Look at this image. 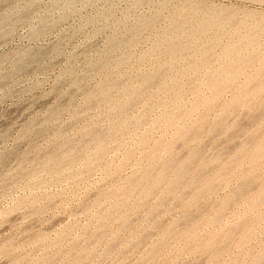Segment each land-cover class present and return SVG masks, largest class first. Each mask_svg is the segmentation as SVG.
Instances as JSON below:
<instances>
[{
	"label": "rangeland",
	"instance_id": "1",
	"mask_svg": "<svg viewBox=\"0 0 264 264\" xmlns=\"http://www.w3.org/2000/svg\"><path fill=\"white\" fill-rule=\"evenodd\" d=\"M0 264H264V0H0Z\"/></svg>",
	"mask_w": 264,
	"mask_h": 264
},
{
	"label": "bare ground",
	"instance_id": "2",
	"mask_svg": "<svg viewBox=\"0 0 264 264\" xmlns=\"http://www.w3.org/2000/svg\"><path fill=\"white\" fill-rule=\"evenodd\" d=\"M212 20H213V19H212ZM142 28H143V27H142ZM257 29H258V28H257ZM257 29H256V30H257ZM144 32H145V31H144ZM143 34H144V33H143ZM233 46H234V45H233ZM42 55H43V54H42ZM27 66H28V65H27ZM235 73H236V72H235ZM146 90H147V89H146ZM177 91H178V90H177ZM152 107H153V106H152ZM87 154H88V153H87ZM185 173H186V172H185ZM193 201H194V200H193ZM106 216H107V215H106ZM215 257H216V256H215ZM260 259H261V258H260Z\"/></svg>",
	"mask_w": 264,
	"mask_h": 264
}]
</instances>
